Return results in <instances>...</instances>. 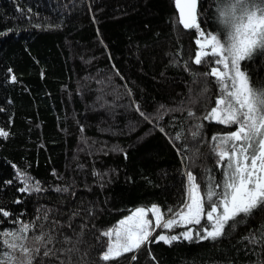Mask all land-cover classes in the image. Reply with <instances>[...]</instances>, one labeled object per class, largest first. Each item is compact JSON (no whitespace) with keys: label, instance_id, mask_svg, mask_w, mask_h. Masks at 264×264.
Returning <instances> with one entry per match:
<instances>
[{"label":"trees","instance_id":"trees-1","mask_svg":"<svg viewBox=\"0 0 264 264\" xmlns=\"http://www.w3.org/2000/svg\"><path fill=\"white\" fill-rule=\"evenodd\" d=\"M196 15L201 30H213L214 0H198ZM197 38L179 23L175 0H0V209L11 214H0V233L20 221L36 226L30 237L51 235L53 254L43 257L40 246V264L264 260V247L244 239L264 225V212L217 241H159L100 259L102 233L132 210L158 205L165 219L179 210L187 172L202 190L209 176L220 178L211 137L234 128L203 120L217 86L199 75L208 66L193 63ZM241 69L253 84L264 80V57ZM25 178L40 190L20 191ZM188 228L194 235L200 226L157 228L153 237ZM14 255L20 264L19 249Z\"/></svg>","mask_w":264,"mask_h":264},{"label":"snow or ice","instance_id":"snow-or-ice-1","mask_svg":"<svg viewBox=\"0 0 264 264\" xmlns=\"http://www.w3.org/2000/svg\"><path fill=\"white\" fill-rule=\"evenodd\" d=\"M214 3L215 27L206 31L201 30L194 15L197 0H176L180 8L179 23L184 29H194L198 33L195 41L198 50L193 63L208 66L209 71L199 75L212 79L217 86L214 106L203 116V120L234 128L211 137V151L217 158V168L221 169L220 178L209 176L202 190L201 185L196 183V177L189 171L186 173L187 200L170 218L163 220L161 209L152 205L150 209L137 208L132 215L121 219L116 228L104 231L102 236L108 238L100 256L104 262L118 260L159 241L166 244L181 238L187 241H217L230 235L240 223L264 212V80L253 84L247 71L241 69L242 62L251 61L257 56L264 57V0H214ZM12 79L15 80V77ZM208 91L205 81L201 97H206ZM195 102L192 100V103ZM188 116L194 117L195 113L189 110ZM201 128L202 124L196 125V131L192 132L193 139L200 135ZM0 136L6 137L7 132L0 130ZM30 190L39 191L40 188L38 184L30 185L25 178L20 191ZM168 211L171 213L172 209ZM148 212L152 213L154 224L153 219L145 218ZM0 214L3 217L11 215L2 209ZM134 216L140 219L129 223ZM15 223L21 226L0 233V236L12 237V242L8 239L0 241L5 246L0 252V264H16L20 259L14 255L17 249L23 256L20 264H40L37 261L41 255L40 246L45 247L43 257L53 254L46 247L53 243L51 235L40 232L30 237L29 234L36 227L34 224ZM184 224L199 225L200 228L194 235L193 229L188 228L178 235L159 234L153 237L157 228L171 230ZM29 239L34 242L33 247L28 246ZM66 239L70 241V238ZM244 239L264 247V225ZM136 258V255L131 256L133 261ZM259 264H264V260Z\"/></svg>","mask_w":264,"mask_h":264},{"label":"rangeland","instance_id":"rangeland-1","mask_svg":"<svg viewBox=\"0 0 264 264\" xmlns=\"http://www.w3.org/2000/svg\"><path fill=\"white\" fill-rule=\"evenodd\" d=\"M158 206V205H157ZM152 206H150V207H148V208H144V209H150ZM159 207V206H158ZM141 208H143V207H141ZM160 208V207H159ZM137 209V208H136ZM136 209H134V210H132L127 216H125V217H123V218H121V219H124V218H126V217H128L129 215H132L134 212H135V210ZM162 212V211H161ZM145 218H147V219H153V217H152V213L151 212H148L147 214H146V217ZM170 218V217H169ZM120 219V220H121ZM138 219H140V217L139 216H134L133 217V221H131V222H129V223H133V222H135L136 220H138ZM168 218H164L163 217V220H167ZM119 220V221H120ZM118 221V222H119ZM118 222L113 226V227H111V228H116L117 227V225H118ZM155 223V221H154V219H153V224ZM187 225H189V224H184V226H187ZM110 228V229H111ZM112 239H113V241L115 240V234H113V236H112Z\"/></svg>","mask_w":264,"mask_h":264},{"label":"water","instance_id":"water-1","mask_svg":"<svg viewBox=\"0 0 264 264\" xmlns=\"http://www.w3.org/2000/svg\"><path fill=\"white\" fill-rule=\"evenodd\" d=\"M175 5H176L177 11H178V15H179V17H180V8L177 6V4H176V0H175ZM181 6H183V5H181ZM197 6H198V0H197L196 8H195V10H194V15H195L196 17H197V15H196V12H197ZM161 234H166V233H161Z\"/></svg>","mask_w":264,"mask_h":264}]
</instances>
